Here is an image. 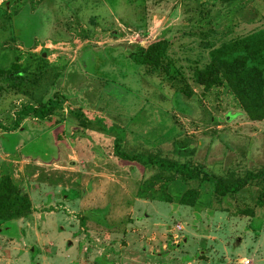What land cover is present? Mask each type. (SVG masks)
<instances>
[{
    "label": "rangeland",
    "instance_id": "374dc122",
    "mask_svg": "<svg viewBox=\"0 0 264 264\" xmlns=\"http://www.w3.org/2000/svg\"><path fill=\"white\" fill-rule=\"evenodd\" d=\"M255 34L264 0H0V175L32 206L0 223V264H264L262 183L222 196L140 161L225 186L264 171V121L225 84L192 81L212 50ZM163 39L166 71L128 58Z\"/></svg>",
    "mask_w": 264,
    "mask_h": 264
},
{
    "label": "trees",
    "instance_id": "16d2710c",
    "mask_svg": "<svg viewBox=\"0 0 264 264\" xmlns=\"http://www.w3.org/2000/svg\"><path fill=\"white\" fill-rule=\"evenodd\" d=\"M168 49L169 40L163 39L150 44L145 49L137 48L135 52L128 54V58L133 64L146 68L149 73H153L154 69L165 70L167 67L163 62H167L166 65H168L166 59ZM209 56L210 62L206 66L193 70L192 81L203 88L225 84L249 121H264V35L255 34L229 41L216 50H212ZM17 78L22 79L19 75ZM19 114H30L34 118L42 120L51 116V110L48 107L33 108L27 106ZM116 153L122 159H129L123 153ZM131 159L135 160L137 157ZM140 161L144 166H154L166 174L172 173L177 179H170L171 182L174 180L181 182L201 180L212 186L216 194L222 196L227 193L238 194L246 185H251L254 182H260L264 185L263 170L248 171L232 184L225 186L221 179L214 178L205 169L191 167L186 163L159 158H144ZM196 195L195 190H188L178 202L181 205H191L187 202L192 201L190 197L196 199ZM159 198L165 202H170L168 197ZM258 200L259 203H264V187L258 196ZM31 213V202L24 190L15 185L9 176L0 175V223L23 219L30 216Z\"/></svg>",
    "mask_w": 264,
    "mask_h": 264
},
{
    "label": "water",
    "instance_id": "95a60500",
    "mask_svg": "<svg viewBox=\"0 0 264 264\" xmlns=\"http://www.w3.org/2000/svg\"><path fill=\"white\" fill-rule=\"evenodd\" d=\"M236 243H239V239H237Z\"/></svg>",
    "mask_w": 264,
    "mask_h": 264
}]
</instances>
